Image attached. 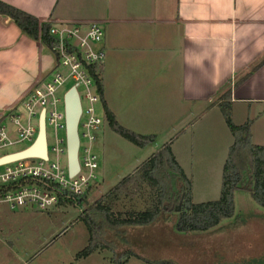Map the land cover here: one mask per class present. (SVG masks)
Here are the masks:
<instances>
[{
    "label": "crops",
    "instance_id": "0c3cea01",
    "mask_svg": "<svg viewBox=\"0 0 264 264\" xmlns=\"http://www.w3.org/2000/svg\"><path fill=\"white\" fill-rule=\"evenodd\" d=\"M0 1L33 16L41 25H103L106 61L100 79L104 100L120 125L140 135L154 136L155 141L162 133L142 134L136 126L137 113L143 108L141 100L149 97V102L159 104L156 96L161 94L174 102L164 110V105L160 108L158 119H168L169 124L165 125L166 137L159 141L161 148L171 146L192 182L194 204L205 203H196L195 198L197 192L207 190L197 185V169L204 163L197 152L200 138L216 140L209 129L214 120L226 131L223 142L227 153L234 143L215 104L226 89L232 90L233 122L240 126L251 120L253 144L264 143V131L258 127L264 120V65L253 71L264 59V0ZM55 64L47 45L25 34L11 18L0 15V121L50 77ZM185 138L190 155L186 154L184 162L185 155L176 146ZM154 153L151 150L147 157ZM98 177L97 182L108 180L103 170ZM221 183L222 178L217 184L222 187ZM221 189L217 190L219 198ZM64 205L45 212L35 208L1 212L0 235L8 238L0 240V264H15L19 258L25 260L35 254L17 251L16 244L23 238L49 234L51 226L53 234L46 237L61 235L68 223L64 217L51 221L50 216Z\"/></svg>",
    "mask_w": 264,
    "mask_h": 264
},
{
    "label": "rangeland",
    "instance_id": "374dc122",
    "mask_svg": "<svg viewBox=\"0 0 264 264\" xmlns=\"http://www.w3.org/2000/svg\"><path fill=\"white\" fill-rule=\"evenodd\" d=\"M69 86L71 85L68 84L65 89H68ZM65 89L63 91H66ZM79 90L83 109L86 111L88 103L83 98L84 91L80 88ZM149 99V97H145L141 100L143 108L137 113L138 116L136 117L139 119L137 120L139 124L136 122V126L139 128V133L149 134L158 131L162 135L156 141L154 140L150 147L139 148L114 133L110 129L107 120H105L101 132L97 135L95 152L99 157L97 173L99 175L100 171H106L108 180L96 181L86 191L84 195L89 204L101 200L112 188L119 185L140 167L144 163L143 161L148 160L149 157L147 156L151 150L156 153L158 150L156 151L155 148H161L162 145L159 140L166 137L165 125H168L169 122H167L168 119H158L160 108L164 105L165 107L162 109L164 110L167 106L173 105L174 102L161 94L156 96L159 104L152 102V100L149 102ZM161 103L163 104L161 105ZM97 109L103 116V107L97 105ZM220 123L213 120V123L209 125V129L216 136V140L211 139L210 136H203L200 138L199 148L197 147L198 154H202V159H199V161L204 162L202 164L203 168L199 166L197 169L199 171L197 185L200 188H207V190L196 193V203L219 199L217 190L222 187L217 182L219 179L221 182L222 178L223 183L224 167L222 169L221 165L223 166L228 159V153L224 147L227 134ZM258 127L261 131H264V120L258 123ZM47 133L51 147L54 134L50 128ZM57 136L60 139L66 137L63 130L58 131ZM184 141H186V138L182 142ZM182 142L176 147H181L179 151L185 155L182 159L185 162L186 154L187 157L190 155L187 152L189 146L186 142L183 144ZM28 146V144H21L17 148L6 149L3 154L14 153L26 149ZM262 146L264 147V143H262ZM55 159L56 157L52 156L53 162ZM59 160L62 167L66 168V156L59 154ZM144 187V190L139 194L133 196L122 195L114 203L112 212L116 218L124 219L129 217L131 213L134 214L148 209L153 191L147 185ZM64 204L66 205L57 208L55 214H51L50 218L51 221H57L59 218L64 217L65 222L68 223L67 229L56 238L53 236L46 237L53 234L52 229H54V226H51L49 234H46L47 232L40 233L32 239L29 238L30 240L23 238L24 241L16 244L17 251H34L35 254L30 255L31 257H25V260L19 258L15 264H117L125 261V259L117 257L119 255L118 251L104 250L103 248L97 249L90 257L79 258V255L91 248L88 228L85 222L81 220V214L86 207L84 205L78 207L68 202ZM10 211L8 207L0 206V213L8 214ZM139 229L131 233V240L133 252L141 258L129 257L126 264H149L145 260L151 262L168 261L174 264H264V208L254 202L251 195L245 192H237L236 194L235 216L223 221L218 228L209 232L183 235L178 234L170 225L148 228L150 230L147 228ZM7 238L0 235L1 241ZM108 239L110 241L115 240L111 234ZM1 248L3 246H0Z\"/></svg>",
    "mask_w": 264,
    "mask_h": 264
},
{
    "label": "trees",
    "instance_id": "16d2710c",
    "mask_svg": "<svg viewBox=\"0 0 264 264\" xmlns=\"http://www.w3.org/2000/svg\"><path fill=\"white\" fill-rule=\"evenodd\" d=\"M0 15L11 18L21 30L35 40H41L48 46L51 39V24H43L25 12L0 1ZM264 65V59L253 68L257 71ZM245 76L242 81L249 78ZM241 81V82H242ZM98 92L110 129L136 147L145 148L154 142V136L137 134L122 125L116 119L104 100L102 80L96 78ZM232 90L226 89L217 99L226 125L231 132L234 143L228 152V159L223 170V183L219 200L194 204L192 201V182L178 164L170 145H164L153 154L135 172L112 188L101 200L89 204L86 196L71 197L62 200L71 205L85 206L81 214L90 234V250L83 252L79 258L92 255L99 248L118 251L120 259L129 257L141 258L132 250L131 233L134 230L170 225L178 234L205 233L214 230L220 224L236 214V194L245 192L251 195L254 202L264 208V147L252 142L251 120L238 126L232 117ZM149 186L151 195L148 209L131 213L124 219L116 218L112 209L122 195H137L144 186ZM66 205V204H65ZM150 230V229H148ZM114 236L110 241L108 236ZM120 251V252H119ZM119 259V260H120ZM118 260V259H117ZM145 260V259H144ZM149 264H174L168 261Z\"/></svg>",
    "mask_w": 264,
    "mask_h": 264
},
{
    "label": "built area",
    "instance_id": "2783aa9c",
    "mask_svg": "<svg viewBox=\"0 0 264 264\" xmlns=\"http://www.w3.org/2000/svg\"><path fill=\"white\" fill-rule=\"evenodd\" d=\"M104 28L100 23L52 25L48 48L56 59L50 77L40 83L17 107L0 121V206L11 211L35 208L45 212L58 206L62 200L83 196L98 180L99 157L95 152L97 135L101 132L103 116L97 109L102 106L96 78L105 65L103 48ZM70 84L68 89L65 87ZM75 87L81 100L88 103L78 126L80 171L70 177L63 168L59 154L67 158L65 96ZM66 91H63V90ZM103 107V106H102ZM45 112L46 129L52 130L53 145L48 142V159L25 158L1 163L5 158L29 149L39 133L41 114ZM66 137L60 139L58 131ZM84 142V143H83ZM28 144L26 149L3 154L6 149ZM52 156L56 159L53 162Z\"/></svg>",
    "mask_w": 264,
    "mask_h": 264
},
{
    "label": "water",
    "instance_id": "95a60500",
    "mask_svg": "<svg viewBox=\"0 0 264 264\" xmlns=\"http://www.w3.org/2000/svg\"><path fill=\"white\" fill-rule=\"evenodd\" d=\"M82 115V106L79 93L73 87L65 96V117H66V143L67 163L70 177L76 176L80 171L78 151L79 136L78 126ZM25 158L48 159L47 129L45 112L40 116L39 133L35 143L27 150L13 154L5 158L1 163H9Z\"/></svg>",
    "mask_w": 264,
    "mask_h": 264
}]
</instances>
